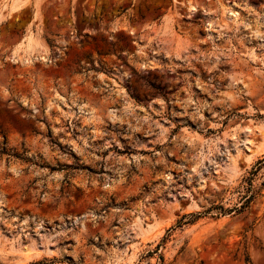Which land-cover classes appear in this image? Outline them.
Returning a JSON list of instances; mask_svg holds the SVG:
<instances>
[{"label":"rangeland","instance_id":"374dc122","mask_svg":"<svg viewBox=\"0 0 264 264\" xmlns=\"http://www.w3.org/2000/svg\"><path fill=\"white\" fill-rule=\"evenodd\" d=\"M263 156L264 0H0V264H264Z\"/></svg>","mask_w":264,"mask_h":264},{"label":"trees","instance_id":"16d2710c","mask_svg":"<svg viewBox=\"0 0 264 264\" xmlns=\"http://www.w3.org/2000/svg\"><path fill=\"white\" fill-rule=\"evenodd\" d=\"M264 167V156L257 160L256 163L253 165V167L250 169V171L248 172L247 177L243 178V195L240 197V201H241V205L239 207H233L231 209H223L222 207H218L221 212L222 215H224V213H242L243 211H245L250 203L253 202V200L255 199V197L259 194L260 189H255L253 187V180L254 177L257 175L258 171ZM264 184L261 183V186H263ZM216 209V208H213ZM210 210H207L203 213H197L196 215H189L190 217H193V220H189L184 222V219L187 216H183L182 218H180L178 221H176L175 225L171 228H169L166 233L165 236L163 237V239L161 240L160 244L157 245L156 250L153 253H156L159 249V247L165 243V241L167 240V237L169 236L170 232L173 231L175 228H182L184 225H188V224H192L197 218H199L200 216H205L206 214L209 213ZM159 260H160V264L163 263V258L162 256H159Z\"/></svg>","mask_w":264,"mask_h":264},{"label":"bare ground","instance_id":"6f19581e","mask_svg":"<svg viewBox=\"0 0 264 264\" xmlns=\"http://www.w3.org/2000/svg\"><path fill=\"white\" fill-rule=\"evenodd\" d=\"M228 13H230V18L231 19H236L238 16V13L235 12V10H232L231 8L229 10H227Z\"/></svg>","mask_w":264,"mask_h":264}]
</instances>
